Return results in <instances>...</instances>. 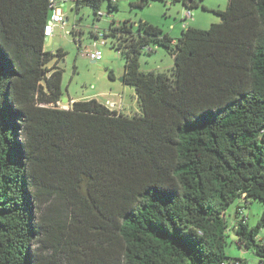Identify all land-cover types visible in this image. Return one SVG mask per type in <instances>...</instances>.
I'll return each mask as SVG.
<instances>
[{
  "label": "trees",
  "instance_id": "trees-1",
  "mask_svg": "<svg viewBox=\"0 0 264 264\" xmlns=\"http://www.w3.org/2000/svg\"><path fill=\"white\" fill-rule=\"evenodd\" d=\"M71 1L99 18L103 0ZM150 1L165 0L132 6ZM213 12L219 23L176 39L142 20L102 33L136 95L127 116L94 98L59 107L65 53L44 50L49 0H0V264H246L224 251L225 212L264 203V0ZM151 46L171 55L168 72L141 70ZM44 197L70 208L71 227L37 220ZM238 214L236 243L264 264V212L251 228Z\"/></svg>",
  "mask_w": 264,
  "mask_h": 264
},
{
  "label": "rangeland",
  "instance_id": "rangeland-1",
  "mask_svg": "<svg viewBox=\"0 0 264 264\" xmlns=\"http://www.w3.org/2000/svg\"><path fill=\"white\" fill-rule=\"evenodd\" d=\"M137 0H117L118 9L110 10L108 1L103 0L100 11L104 16L96 18L91 7L81 6L78 10L73 8V1L67 2L62 6V11L67 17L65 23V32L58 28L54 29L53 37L49 41L46 39L44 50L55 52L61 49L65 56L57 64L62 68V97L59 101V107L68 108L71 104L70 97L79 99H103L107 93H124L129 105L123 104L122 97L118 99L120 112L127 116H134L140 112L136 95L131 93L133 88L122 84L119 79L124 71V59L119 51L112 46V37H102L103 32H107L110 24L117 25L128 21L133 26L139 22L147 21L150 24L159 27L163 33L168 34L173 39L179 37L181 31L187 27L199 29H208L211 24L219 23L221 18L213 10H225L228 0H202L198 1V6L186 8L181 0L150 1L144 8L134 7L132 3ZM204 5L207 9H203ZM189 11L191 18H183ZM74 30H78L75 33ZM96 34L98 40L95 39ZM101 41H103L101 43ZM96 42V49L102 52V58L92 62L86 55L87 50H93V44ZM151 52L143 50L140 56V68L144 72H168L173 65V59L168 52L160 46H151ZM52 62L47 65L50 69ZM114 79L109 78V74ZM131 94V97H129ZM107 97V96H106ZM136 99V102L134 101ZM106 100V99H105ZM103 100V102L105 101ZM102 102V103H103ZM135 103V104H134ZM238 202H233L227 209L233 210ZM244 203L241 202L239 206ZM264 212V203L249 199L242 213L238 214L241 218L244 216L248 227L256 226L260 216ZM35 214L38 221L46 227L52 228L58 232H63L66 223L71 227V221H65V218L71 216L70 208L57 199L44 197L35 202ZM228 229L224 251L227 256L245 261L246 264H260L251 249L239 247L236 243V236L231 230L235 219L226 218ZM81 225V223H77ZM264 238V228L258 232V239ZM52 243V242H51ZM56 244V243H52ZM39 247L41 245L38 244ZM43 247L44 253H54V248L48 245ZM48 250V251H47ZM58 255V253H56ZM55 254V255H56Z\"/></svg>",
  "mask_w": 264,
  "mask_h": 264
},
{
  "label": "built area",
  "instance_id": "built-area-1",
  "mask_svg": "<svg viewBox=\"0 0 264 264\" xmlns=\"http://www.w3.org/2000/svg\"><path fill=\"white\" fill-rule=\"evenodd\" d=\"M71 0H49V8H50V17L49 20L47 21V23L45 24L44 27V36L47 37H51L52 33H53V29L55 26H61L62 28H64L65 26V21H66V16L63 13V11L61 10V6L64 5L65 3L69 2ZM97 15L100 17L104 16V13L101 12L100 10L98 11ZM192 15L190 14L189 11H187L184 14V18H191ZM98 35L96 34L95 39L98 40ZM99 41V40H98ZM103 41H101L102 43ZM93 50H87L85 52V55L91 60V61H98L102 58V52L98 49H96V42H94L93 44ZM151 50V49H147ZM117 98L119 99L120 97L117 95ZM103 104L110 110L112 111H117L120 112V104H118V100H113L112 98L108 97L106 98V100L103 102ZM57 105H59V103H57ZM244 205V204H243ZM244 207H241L237 209V212L242 213Z\"/></svg>",
  "mask_w": 264,
  "mask_h": 264
},
{
  "label": "crops",
  "instance_id": "crops-1",
  "mask_svg": "<svg viewBox=\"0 0 264 264\" xmlns=\"http://www.w3.org/2000/svg\"><path fill=\"white\" fill-rule=\"evenodd\" d=\"M191 2V1H190ZM66 4V3H65ZM64 4V5H65ZM64 5H62V6H64ZM62 6L60 7L61 8V10H62ZM64 13V12H63ZM66 16V15H65ZM184 18V17H183ZM67 22V17H66V21H65V23ZM56 28H58V29H60V30H65V26H64V28H62L61 26H55L54 27V29H56ZM54 29H53V32H54ZM75 31V33H77L78 32V30H74ZM65 32V31H64ZM66 33V32H65ZM52 37H53V33H52V36L51 37H47L46 39L49 41L50 39H52ZM149 52H151V50H149ZM113 76V75H112ZM113 79H114V76H113ZM122 83V82H121ZM133 95H134V90L131 92ZM104 95H106L105 97L103 96V99H101V103L103 102V100H105L106 98H108V97H110V98H112L113 100H118V98H117V95L120 97H122V101H123V104H126V106H128L129 105V102H127V98L126 97H124L123 95H124V93H107V94H104ZM129 97H131V94H130V96ZM70 99V101H71V103L73 102V101H76V100H82V99H79V98H74V97H70L69 98ZM95 99V98H94ZM134 99H135V97H134ZM97 101H99V99H96ZM135 102H136V99L134 100ZM100 102V101H99ZM135 104V103H134ZM124 115H126L125 113H124ZM239 205H240V203H237V205H236V207L233 209V210H229V209H227L226 210V212H225V217L227 218H233V219H236V213H237V209H238V207H239ZM235 222V221H234ZM234 224V223H233Z\"/></svg>",
  "mask_w": 264,
  "mask_h": 264
},
{
  "label": "water",
  "instance_id": "water-1",
  "mask_svg": "<svg viewBox=\"0 0 264 264\" xmlns=\"http://www.w3.org/2000/svg\"><path fill=\"white\" fill-rule=\"evenodd\" d=\"M92 62H94V61H92ZM119 81L122 82V81H123V77H121V78L119 79Z\"/></svg>",
  "mask_w": 264,
  "mask_h": 264
}]
</instances>
